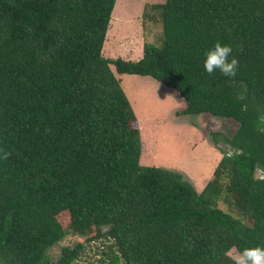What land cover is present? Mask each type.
<instances>
[{"label": "trees", "instance_id": "obj_1", "mask_svg": "<svg viewBox=\"0 0 264 264\" xmlns=\"http://www.w3.org/2000/svg\"><path fill=\"white\" fill-rule=\"evenodd\" d=\"M113 4L0 0V264H72L81 243L47 255L62 212L69 230L111 240L113 264H233L228 250L264 248V0H164L160 44L137 60L100 53ZM217 41L239 61L234 78L204 70ZM109 65L175 90L181 114L237 123L211 133L221 156L200 191L139 164V127Z\"/></svg>", "mask_w": 264, "mask_h": 264}, {"label": "rangeland", "instance_id": "obj_2", "mask_svg": "<svg viewBox=\"0 0 264 264\" xmlns=\"http://www.w3.org/2000/svg\"><path fill=\"white\" fill-rule=\"evenodd\" d=\"M164 0H114L111 19L101 47L104 58L133 60L141 54L142 44L159 45L161 41L160 4ZM111 13V12H110ZM135 116L133 126L140 139L139 164L163 167L180 172L198 192L211 177L221 153L211 143V133L230 137L237 123L230 118L206 113L181 114L184 100L172 88L146 75L119 74L109 65ZM218 138V137H217ZM220 149L227 146L218 142ZM259 171L254 175L258 176ZM217 206L234 217L238 213L222 200ZM57 219L66 230L63 238L52 245L47 255L53 262L61 246L82 244L72 264H113L110 239L95 236L93 228L72 231L64 212ZM233 249V248H232ZM231 250V249H230ZM116 264H121L120 261Z\"/></svg>", "mask_w": 264, "mask_h": 264}, {"label": "clouds", "instance_id": "obj_3", "mask_svg": "<svg viewBox=\"0 0 264 264\" xmlns=\"http://www.w3.org/2000/svg\"><path fill=\"white\" fill-rule=\"evenodd\" d=\"M231 54V46L217 41L204 54V70L209 75L219 70L224 77L234 78L239 68V61ZM0 152L3 153V158L7 159L9 153L2 149ZM225 255L233 261V264H264V248L260 246L245 248L242 252L231 249L225 252Z\"/></svg>", "mask_w": 264, "mask_h": 264}, {"label": "crops", "instance_id": "obj_4", "mask_svg": "<svg viewBox=\"0 0 264 264\" xmlns=\"http://www.w3.org/2000/svg\"><path fill=\"white\" fill-rule=\"evenodd\" d=\"M141 56V54L137 57H133V60H137L139 57ZM217 163V162H216ZM203 187V186H202Z\"/></svg>", "mask_w": 264, "mask_h": 264}]
</instances>
